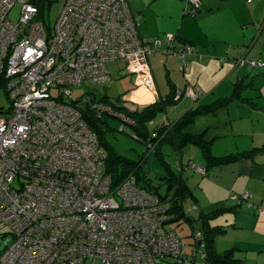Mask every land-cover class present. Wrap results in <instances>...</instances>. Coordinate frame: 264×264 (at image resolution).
I'll use <instances>...</instances> for the list:
<instances>
[{
    "label": "built area",
    "instance_id": "built-area-1",
    "mask_svg": "<svg viewBox=\"0 0 264 264\" xmlns=\"http://www.w3.org/2000/svg\"><path fill=\"white\" fill-rule=\"evenodd\" d=\"M18 1L0 0V88L11 100L0 121V234L12 236L0 264H159L170 257L192 264L178 235L164 230L169 202L139 187L133 174L114 183L74 92L110 81L111 62L127 63L136 88L156 91L151 57L164 49L186 61L193 48L178 50L175 36L145 41L127 0H63L54 29L38 0L23 1L12 22ZM187 3L186 12L200 11L201 0ZM238 64L264 67L260 58ZM187 94L199 99L195 90ZM86 102L99 118L133 123L105 102ZM196 239L202 252L201 232Z\"/></svg>",
    "mask_w": 264,
    "mask_h": 264
},
{
    "label": "crops",
    "instance_id": "crops-1",
    "mask_svg": "<svg viewBox=\"0 0 264 264\" xmlns=\"http://www.w3.org/2000/svg\"><path fill=\"white\" fill-rule=\"evenodd\" d=\"M127 2L145 41L175 36L178 50L185 46L196 47V55L186 56L183 69L177 58H166L164 55L151 58L156 91L138 89L132 84V78H125L128 83L126 93L130 102L145 107L167 101L175 92L184 95L176 104L167 105V109L151 123V126L156 128L167 123L174 124L200 106L207 108L219 101H227V105L215 114L204 115H217L223 111L228 114L229 118H225V121H228L231 127L229 133H223L220 129L222 124L216 125L212 137L211 127L201 131H206L207 139L212 141V156L223 159L218 164H209L207 160L203 163L209 176L214 171L213 179L205 177L210 190L216 188V196L212 197L208 192V200L212 203L220 202L229 198L232 193L246 190L251 195L250 201L262 212L249 209L245 202H231L227 208L217 211L204 205L205 209L201 213L211 218L208 223L211 228H219L222 232L214 245L218 254L232 251L236 264H264V141L260 143L261 138H264V67L259 68L261 73L256 71L260 74L256 77L260 78L261 85L254 78L246 83L248 75L254 73V68H244L245 70L238 72L239 67L250 66L238 64L239 58L262 60L264 56V44L256 43L258 28L264 27V0H201L200 13L195 16L184 13L188 5L187 0ZM231 58L234 59L235 65ZM221 60L225 63H220ZM187 89L199 92L202 101L191 100L190 96L186 95ZM244 111L248 112L247 117ZM169 116H174V120ZM240 125L251 127L249 132H255L254 137L251 139L247 135L249 132L243 134V131H238L236 128ZM231 135L236 138L233 139ZM191 146L193 145L186 146L183 150L189 157L192 153L188 147ZM166 147L168 146L164 149ZM183 152L180 153L182 157ZM248 153L251 156L245 159L226 160L227 157ZM167 161L170 162L168 157ZM187 184L189 185V181ZM190 189L193 192L190 200L195 201L198 206V198L194 190L191 187ZM222 210H225L226 214L221 215V212H224ZM172 224L179 223L173 222L167 227L176 232L171 227ZM176 234L178 235L177 232Z\"/></svg>",
    "mask_w": 264,
    "mask_h": 264
},
{
    "label": "rangeland",
    "instance_id": "rangeland-1",
    "mask_svg": "<svg viewBox=\"0 0 264 264\" xmlns=\"http://www.w3.org/2000/svg\"><path fill=\"white\" fill-rule=\"evenodd\" d=\"M23 1L29 2L30 0H19L9 14L10 20L14 23L19 22ZM187 6H186V10L188 9ZM41 8H42V6H41ZM62 10H63V0H48V3L46 5L44 13H45L46 24L51 29H54L56 22H57V19H58L59 15L61 14ZM184 13L186 15L188 14V12H186V11ZM199 13H200V11L197 13V15ZM189 14H190V16L196 15L193 12L189 13ZM261 30H262V28H258V33H257L258 35H259ZM262 33L263 34L261 35V37L259 38V40L257 42V43H260L261 45L264 44V32H262ZM193 50H194V53L192 55H189V57L196 55V47L195 46H193ZM156 55H164L166 58H177L181 64V66H182V69L184 68L185 60L180 55H166V54H164V49L160 53H156L151 58H154ZM231 59H233V58H231ZM248 59L251 60L253 58H248ZM201 60H202V57H201ZM233 62L235 65L234 59H233ZM261 62L264 63V56L262 57ZM220 63L224 64L225 62L223 60H221ZM244 68H249L250 70H253V68L251 66H246L243 68L239 67L238 72H241V70H243ZM108 69H109V72L111 75L110 81L105 82V83L96 84V85H91L90 83H86V84L82 85L81 87L75 89L74 101L81 104L82 107H85L86 99L88 96L87 94L93 93L95 95V99H97V101H100V100L104 99V97H107V99H109V101H110L109 105L112 108H114L116 105L124 104L123 102H126V103L130 102L131 100L128 98V95L126 93L128 83H126L125 78H131V76L129 74L125 73V71L127 69V63H125V62H121V63L111 62L108 64ZM256 71H258L260 73L262 72V70L259 68L253 70L254 73H252V75H248V77H247L248 80H246V83H248V81H251L254 78L261 85V82H259L260 78L256 77L257 75H260V74L257 73ZM131 82L133 84L132 80H131ZM263 86H264V83H263ZM54 94H56V92H54ZM186 95H188V94H186ZM197 96L199 97L198 100H196L191 95H190V98H191V100H193L195 102L202 101L201 95L199 94ZM120 99H122L123 102ZM10 109H11V100L7 96L4 89L1 87L0 88V121L7 120L8 112L10 111ZM230 113H231V111H230ZM244 115L247 117L248 112L244 111ZM169 117L171 120H174V116H169ZM225 118L228 119L229 116H228V114H224L223 111L219 112L217 115H207V116L200 115L196 119L195 124L191 125L188 129L191 132L199 133V132L203 131L206 127H211L212 132L210 134V137H212V136H214L213 129L216 128V125H220V123H221L222 125L220 126V129L223 130V133H229L231 130V127H230V124H228V121H225ZM221 121H224V122H221ZM103 123H104V126H103L104 131H107L104 138L113 147L116 155H120L124 158H127V159L133 161L134 163H136L135 165H138L139 162H142V169L140 171H142V170L146 171L148 173V176L153 179L154 185L159 188L161 195H165L167 192L166 187L160 186L161 185L160 184L161 183L160 178L165 175L164 168L162 167V165L160 164L159 160L156 157H154L150 153L146 154V152H147L146 146L142 142H140L134 138V132L132 131V128L128 124H126L122 119L110 116L108 114H106L103 117ZM122 128H124V132L121 131ZM150 129L153 133L155 130V127L151 126ZM236 129L238 131H243V134H246L249 131H251L252 128L251 127L248 128L246 125H240V126H237ZM254 133L255 132H249V134H247V135L252 139L254 137ZM232 138L235 139L236 137L232 136ZM261 139L262 140L260 141V143H262L264 141V138H261ZM239 143L241 144L242 142L239 141ZM232 146L233 145H231V147ZM188 148H191L190 152L192 153V155L190 157L188 156V154H186L184 152H183L184 156L182 157L181 156L182 154H177L170 147L166 148V152H165L168 154V159L172 163L171 166H172L173 170L176 171L177 173H180L184 177V179H186V181H189L190 187L194 190V192L198 198V204H199L198 206L195 203V201H193V200H189L186 202L185 210H186L187 216L191 217L192 219H197L199 217L200 213L203 211V209H205V206L208 207V209L212 208L214 211H217L220 208L221 209L227 208L229 206L228 204H231V202H234L237 204H241V203L245 202L249 206V209L259 210L260 212H262L258 206H256L255 204H253L250 201L251 195L246 190L243 192H236V193L230 194V197L227 198V199H229L228 201L226 199V200H223L220 202L218 201L215 203L210 202L208 200V196H210V195L212 197L216 196V194L214 192V191H216V188L210 190L209 185L206 184L205 177L206 178L210 177L213 179L214 171H212L211 176H209L208 172H206L205 174H202V173L197 172L196 169H193L191 167L193 164L196 165L197 167L205 168L203 163L206 159L198 147L191 146ZM188 157L191 159H189ZM182 163L184 165L187 163H190L189 168L188 167L183 168L181 166ZM199 183L201 184V187L198 188ZM208 192L210 193V195L208 194ZM246 194H248V195H246ZM239 195H241L240 198L233 199L234 196H239ZM199 207H200V209H199ZM222 211H224V212H221V215H224L225 210H222ZM207 212H211V210H207ZM216 218H218V217L216 216ZM171 227H173L179 235V239H180V242L182 244V252L184 251V254L186 256H188L189 259H192L193 257H194V259H197L195 264H208L206 260L201 261V258L206 257L205 253L203 252V256H202L201 253L199 252V250L194 246L195 240H194V236L192 233L191 224L185 220V221L179 222V224H172ZM5 233L8 234V230L4 229L3 232H1V234H0V255L3 254L5 249L12 242V236L10 234L2 237V234H5ZM199 244H200V242H199ZM163 264H183V263H182V261L178 262L173 258H168L165 262H163ZM256 264H259V263H256Z\"/></svg>",
    "mask_w": 264,
    "mask_h": 264
},
{
    "label": "trees",
    "instance_id": "trees-1",
    "mask_svg": "<svg viewBox=\"0 0 264 264\" xmlns=\"http://www.w3.org/2000/svg\"><path fill=\"white\" fill-rule=\"evenodd\" d=\"M39 7L44 14L46 5L48 0H38ZM263 31H264V27ZM260 33L257 35V38H260ZM177 37H175L176 39ZM177 40V39H176ZM189 45L187 43H183ZM237 93L239 90L236 88ZM88 96L91 98V102H105L110 104L109 99L104 97V99L97 101L95 99V95L93 93H88ZM178 93L175 92L173 96L163 102L155 103L150 106L139 107L134 105L131 102H123L124 104L116 105L113 109L115 113L119 116H123L126 119L132 121L133 123H126L134 132V138L140 142H142L146 148L147 153L152 154L156 157L162 167L164 168L165 175L160 178L161 187H166V194L161 195L159 188L154 185V181L152 178L148 176V173L142 169V162H139L138 165H135L133 161L124 158L120 155H116L113 147L105 140V134L107 131H104V123L103 117L104 115L99 118L98 113L86 102L85 107H82L81 104L78 103L77 107L81 110L85 121L87 122L90 129L97 135L101 146L106 150L108 154V158L106 161L107 171L109 174L112 175L114 179V183L120 184L126 177L133 174L137 179V185L146 189L148 192L157 195L161 200L168 201L170 204L169 213H168V220L164 223V230L166 232H173L170 229H167L173 222H181V221H188L192 226V233L194 236V246L199 250L202 246H200L199 241H196V233L201 232L202 234V244L203 252L205 253L206 257L201 258V261H207L208 264H236L232 257V251L226 252L224 254H218L215 249L214 245L217 238L222 233L219 228H211L208 223L211 219L209 216L201 213L197 219H192L191 217L187 216L185 210V203L191 199L193 196V192L190 189L189 185L187 184L186 179L172 168V163L167 161V154H165L164 147L168 146L172 148L177 154L183 152L184 148L189 145H193L198 147L201 152L203 153L205 159L209 162V164H218L219 162L223 161V159H216L211 154V146L212 141L207 139V134L205 132L201 133H192L188 131V128L194 124L196 118L200 115L206 114H215L220 108L227 105V101H219L214 106L203 108L198 107L193 111L185 114L179 121H176L174 124H164L157 126L152 133L150 127L151 123L156 120L157 116L164 112L167 109V105H174L177 102L181 101L182 96L176 99ZM93 96V97H92ZM109 115V114H108ZM111 116V115H110ZM114 117V116H113ZM124 132V128L121 129ZM166 147V148H168ZM145 154V155H146ZM251 154H240L236 157H227L226 160L233 161V158L240 160L250 157ZM190 163L183 164L182 167L189 168ZM192 167V166H191ZM195 169V168H193ZM171 217V218H169ZM176 233V232H175ZM179 237V236H178ZM187 260L193 262L197 261V259H189L188 256H184ZM171 258V257H170ZM168 258L160 261L159 264H163ZM174 259V258H173ZM176 261L180 262V260L175 259ZM183 263V262H182Z\"/></svg>",
    "mask_w": 264,
    "mask_h": 264
},
{
    "label": "water",
    "instance_id": "water-1",
    "mask_svg": "<svg viewBox=\"0 0 264 264\" xmlns=\"http://www.w3.org/2000/svg\"><path fill=\"white\" fill-rule=\"evenodd\" d=\"M30 2L32 3H36V0H30ZM263 32V29L261 30ZM262 32L260 33V36L262 35ZM259 38H257L256 43L258 42ZM116 118H120V117H116ZM121 119V118H120Z\"/></svg>",
    "mask_w": 264,
    "mask_h": 264
}]
</instances>
